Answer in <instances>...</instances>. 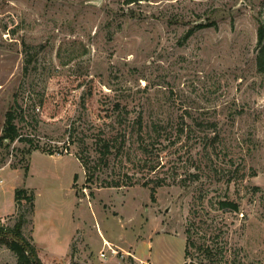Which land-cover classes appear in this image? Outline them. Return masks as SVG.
Returning a JSON list of instances; mask_svg holds the SVG:
<instances>
[{"label":"rangeland","instance_id":"374dc122","mask_svg":"<svg viewBox=\"0 0 264 264\" xmlns=\"http://www.w3.org/2000/svg\"><path fill=\"white\" fill-rule=\"evenodd\" d=\"M261 19L264 0H0V137L10 109L21 134L0 229L22 215L43 264H264Z\"/></svg>","mask_w":264,"mask_h":264},{"label":"trees","instance_id":"16d2710c","mask_svg":"<svg viewBox=\"0 0 264 264\" xmlns=\"http://www.w3.org/2000/svg\"><path fill=\"white\" fill-rule=\"evenodd\" d=\"M132 1H136V0H128V2H132ZM257 38H258L257 66H258L259 71L264 72V19H261L259 21V25L257 29ZM15 118L16 117H15V113L13 112V110L10 109L6 112V121L3 127L2 135L0 137L1 142L3 141L12 142L16 140L17 138H20L21 134L15 122ZM136 125L138 126L137 129L140 134L139 135V139H140L139 147H140V150L142 151V154L145 156L144 161L145 163H148L147 164L148 167H150L151 169H155L156 167L152 165L149 160V156L151 155L150 154L151 147H153L152 146L153 142L146 140L145 137L143 136L141 138V135H143V132L145 131V128L147 127V124H144V119L141 114L137 117ZM161 129H162L161 124H157L156 122H153L151 132H153L152 135L155 137L156 140H158L160 137L164 135L163 130ZM183 129L184 128H182L180 133L183 132ZM95 137H96L95 140H96L97 147H98L99 157L101 161H105L106 158L109 157L111 153H113V149L118 147V144H115L114 139L110 138V136L107 135L105 132H100V134H96ZM54 152L55 151L51 149L48 150V153L50 154H53ZM85 164L88 165L87 163ZM88 169H89L88 177L92 179V177H94V171H91V168H88ZM144 184L147 185V183H144ZM112 185L121 186V184L117 182ZM155 187L156 186L151 187L153 194L156 189ZM27 191L28 190L24 187L15 189L14 200H15L16 205L19 203L21 199H26V200L34 199L33 194H28ZM219 204L222 208L230 207L231 210L238 209V205L232 201L221 200ZM23 223H24V219H23V216L21 215L18 218L13 228L8 229V227H6L5 229L1 227L0 240L5 241V243L9 246V248L12 251H14V253L16 254L17 256L16 264H43L38 256L37 247L24 235V232L22 230ZM10 235L11 237H9ZM193 244L194 242L191 240V236H188L187 242H186V248H185V256L189 255V248Z\"/></svg>","mask_w":264,"mask_h":264},{"label":"built area","instance_id":"2783aa9c","mask_svg":"<svg viewBox=\"0 0 264 264\" xmlns=\"http://www.w3.org/2000/svg\"><path fill=\"white\" fill-rule=\"evenodd\" d=\"M1 221H2V218H0V223H1ZM110 250H111L112 253H118V252H117L118 250L115 249V248H113V247H110ZM122 251H123V250H122ZM123 253H124V252H123ZM127 253H129V254L131 255L130 252H127ZM101 254H102V255H105V252L102 251ZM142 264H149V263H148V262H145V261H142Z\"/></svg>","mask_w":264,"mask_h":264},{"label":"crops","instance_id":"0c3cea01","mask_svg":"<svg viewBox=\"0 0 264 264\" xmlns=\"http://www.w3.org/2000/svg\"><path fill=\"white\" fill-rule=\"evenodd\" d=\"M11 213H13V212H11ZM10 213V214H11ZM9 215V214H8ZM0 217H4L3 215H0ZM141 261H144V260H141ZM145 262H148V261H145ZM149 264H151L150 262H148Z\"/></svg>","mask_w":264,"mask_h":264},{"label":"water","instance_id":"95a60500","mask_svg":"<svg viewBox=\"0 0 264 264\" xmlns=\"http://www.w3.org/2000/svg\"><path fill=\"white\" fill-rule=\"evenodd\" d=\"M191 264L193 263V262H190Z\"/></svg>","mask_w":264,"mask_h":264}]
</instances>
